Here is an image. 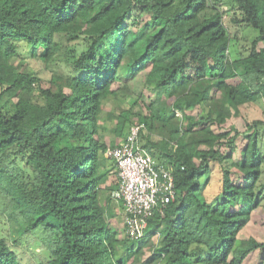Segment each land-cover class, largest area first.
<instances>
[{
	"label": "trees",
	"instance_id": "1",
	"mask_svg": "<svg viewBox=\"0 0 264 264\" xmlns=\"http://www.w3.org/2000/svg\"><path fill=\"white\" fill-rule=\"evenodd\" d=\"M244 30L253 32L246 54L231 58ZM27 45L49 79L26 68ZM141 72L159 99L136 121L139 100L122 109L113 131L142 125L137 141L172 167L175 196L134 239L124 221L123 231L108 223L111 200L122 217L124 205L112 197L118 182L106 185L101 165L113 147L100 120L116 80ZM261 97L264 0H0V264H23L13 246L37 229L38 264H243L258 249L264 264V240L239 238L261 206L264 111L244 133L212 129ZM196 105L205 116L187 113Z\"/></svg>",
	"mask_w": 264,
	"mask_h": 264
},
{
	"label": "rangeland",
	"instance_id": "2",
	"mask_svg": "<svg viewBox=\"0 0 264 264\" xmlns=\"http://www.w3.org/2000/svg\"><path fill=\"white\" fill-rule=\"evenodd\" d=\"M218 7L221 10L226 11L230 6L227 3L219 2ZM145 18V17H144ZM233 27V26H232ZM244 34L240 37H235L231 39L229 43V54L231 58H237L241 54H246L248 49L249 40L251 39L253 32H247L246 30L242 31ZM247 39V40H242ZM30 47L21 46L19 49L20 55L27 62V69L31 70L33 73L42 77L43 79H49L51 76V70L49 67L45 65L43 61L40 59H34L30 56ZM17 61V60H16ZM15 61V62H16ZM145 72H141L135 76H131L129 74L122 75L116 82L113 84V89H115L114 94L110 95L103 104V112L101 114V122L106 126V131L104 134V140L107 142V145H111L114 147L117 143H119L123 137L126 135L128 130V124L123 127L122 134L117 135L113 128L116 123V115L122 109H131L132 103L134 101L139 100L137 104L133 107L131 117V121H136L137 112L146 113L145 108L142 106L143 103H146L149 99H159V94L156 91L148 88L145 84ZM5 96L2 99L4 103L5 110H11V105L5 101ZM13 101V100H11ZM264 111V97L259 98L255 102L248 103L244 106L239 107L238 114H231L225 122L217 127L216 125L212 126L214 131H228L230 130L231 134H234L235 131L239 133H244L247 131L245 120H250L255 117H262ZM111 114L112 117L105 119V113ZM207 112V108L203 105H196L193 108L189 109L187 113L189 115L194 116L195 118H199L205 116ZM107 120V121H106ZM132 123V122H131ZM131 125V124H130ZM237 147H241L244 144V139L239 137L235 141ZM233 159H228L225 161L226 166L230 167L229 164L232 161H239L240 154L239 149L237 148L234 151ZM104 164L101 165L104 170L109 171L113 170L107 177L109 184L115 183L117 181V171L114 167L112 160L108 158L107 155L104 156ZM232 172L230 173V177L232 181H239L240 173L235 172L234 168H231ZM258 190L262 196L261 198V206L258 207L251 216V220L247 224L246 227L239 234V238H247L248 236H253L258 240H264V164L262 165V175L260 177V181L258 183ZM108 192V189L103 192V196H105ZM112 202V200H111ZM111 218L108 223L115 229L119 231H123V217H122V207L120 203L111 204ZM10 230V229H9ZM11 231V230H10ZM12 238H16L14 234ZM44 232L41 229H37L31 233L23 235L20 237L19 242L16 243L15 249L17 250L20 261L23 264H38V261L44 257V252L42 250L44 244L43 239ZM156 237H153V241H155ZM150 253L149 247H146L144 250L143 258H145ZM243 264H262V252L260 249L251 252Z\"/></svg>",
	"mask_w": 264,
	"mask_h": 264
},
{
	"label": "built area",
	"instance_id": "3",
	"mask_svg": "<svg viewBox=\"0 0 264 264\" xmlns=\"http://www.w3.org/2000/svg\"><path fill=\"white\" fill-rule=\"evenodd\" d=\"M141 126L132 125L118 145L106 153L118 177V189L112 192V197L122 199L124 230L134 239L144 235L153 210L175 196L172 167L155 162L137 141Z\"/></svg>",
	"mask_w": 264,
	"mask_h": 264
},
{
	"label": "crops",
	"instance_id": "4",
	"mask_svg": "<svg viewBox=\"0 0 264 264\" xmlns=\"http://www.w3.org/2000/svg\"><path fill=\"white\" fill-rule=\"evenodd\" d=\"M125 137V136H124ZM113 163V162H112ZM114 165V164H113ZM114 167H115V165H114ZM113 172V170H109V171H107V177H108V175L110 174V173H112ZM117 182H118V177H117V181L115 182V183H110L109 184V182H108V179L106 178V185H107V187H108V189H110V191L112 190V189H115V187L117 186ZM112 202H114V203H117L116 201H113L112 200ZM112 202H111V204H112Z\"/></svg>",
	"mask_w": 264,
	"mask_h": 264
}]
</instances>
